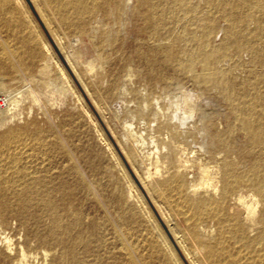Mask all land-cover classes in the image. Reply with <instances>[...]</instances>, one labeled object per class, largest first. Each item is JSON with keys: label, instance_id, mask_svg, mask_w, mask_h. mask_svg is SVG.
<instances>
[{"label": "bare ground", "instance_id": "bare-ground-1", "mask_svg": "<svg viewBox=\"0 0 264 264\" xmlns=\"http://www.w3.org/2000/svg\"><path fill=\"white\" fill-rule=\"evenodd\" d=\"M195 1L40 0L61 33L63 59L82 84L86 79L81 73L86 78L103 73L107 62L88 36L68 37L61 20L81 30L87 17L95 16L96 24L103 25L112 14L130 29L140 26L136 32L149 43L164 41L179 29L169 47L157 44L163 68L178 75L193 73L188 79L201 94L222 98L224 107L211 110L209 99L203 101L205 107L192 104L179 87L156 102L145 118L159 136L144 138L125 123L122 148L134 160L131 167L173 244L167 234L156 233V219L107 144L124 181L109 196L114 217L105 213L89 220L65 208L73 190L61 180L64 173L90 188L66 144L54 143L55 155L42 152L40 157L44 146L36 136L41 132L37 119L73 98L99 131L51 46L44 40L41 58L33 61L37 47L28 38L21 75L0 78V264H62L67 256L71 264H182L176 249L189 264H264V52L258 50L264 45V0ZM5 9L0 5L1 17ZM11 22L23 25L18 18ZM86 44L87 60L79 51ZM127 59H120L123 67L111 73L108 98L119 89L122 95L130 91L132 72L123 73ZM142 61L151 79L172 84L163 70L156 71V60L142 54Z\"/></svg>", "mask_w": 264, "mask_h": 264}, {"label": "rangeland", "instance_id": "rangeland-1", "mask_svg": "<svg viewBox=\"0 0 264 264\" xmlns=\"http://www.w3.org/2000/svg\"><path fill=\"white\" fill-rule=\"evenodd\" d=\"M194 2L196 1L194 0ZM200 4L202 7L201 2ZM0 5H6V9L3 13L4 17L0 16V70L4 69L0 71V78L7 81L12 77H19L21 75L20 68L24 61L28 60V56L25 55V44H27L28 38L31 39L37 47V50L31 55L33 61H37L41 58L42 43L44 40L47 41L56 59L67 69V72L72 77L73 83L82 97L84 105L92 119H95L94 121L99 131L98 133L94 131L89 118L81 113L82 111L79 104L76 100H73V98L68 100L65 105L54 109V112H49L48 114L44 113L37 119V129L41 132L36 136L42 139L40 140V145L45 147L46 144L49 143L47 145L48 148L43 147L40 149V157L42 152V156L45 154L49 155V153L53 155L55 153L52 144L57 142L63 145L66 144L65 147L67 146L66 148L69 149L70 155L72 157L74 156L73 161L76 160L74 163L78 169L80 168V172H83V174L81 172V175L90 188L86 190L78 186L77 180L75 181L73 175L64 173L61 176V180L66 181L70 192L73 190V192L69 194L66 202H64V206L67 205L65 208L69 210L70 207L71 213H81L84 219L89 220L93 218V220L102 219L105 217V213H109L111 217H114L115 213L109 202V196L114 186H118L120 189L124 187V181L115 163L112 161L107 147H105V144H107L114 150L116 157L123 164L126 172L147 203L152 216L156 219L159 229V232L156 230V233H161L162 235L167 234L166 236H168V239L171 241L163 224L162 216L160 217V212L157 211L156 206V208L154 207V203L148 192L140 185L138 176L135 174L136 170L134 167H131L133 166L132 164H135L134 160H132V158L130 159L131 156L122 148V145L126 143L125 123L128 121L132 125L131 132L138 135L141 134L144 138H149L152 135L154 137L160 135L159 132L157 133L151 130L150 122L148 119L145 120V118L149 117L148 112L154 109L155 103L164 99L170 90L175 91L177 88L182 87L189 94L190 103H198L204 107L208 104L206 107L211 110L216 111L224 107L222 98H219L220 96L217 97V95L212 94L209 98V96L207 97L203 93V96H201L202 94L200 93L199 86L190 78L188 79L193 73H189L190 75H178L177 72L171 69L169 71L163 68L162 62L159 59V53L162 49L158 47L157 44L164 43L163 47H169L178 35L179 29H174L172 33L173 35L175 34L174 36L171 34L174 38L171 35L163 38L167 40V42L164 40L166 44L164 41H155L154 43L151 42V44L146 42V37L144 35L142 36L140 32H136L139 30L140 26L136 25L135 27L133 24L131 25L132 30L127 22L124 23V19L122 21H115L114 15L112 14L103 25L96 24L97 20L95 16L87 17L81 30L69 28L65 25L64 21L61 20L62 30L68 37H75L76 35L88 36L100 50V54L103 57L102 60L107 62L106 70L103 73L94 75L91 78H86L84 73H81V77L84 80L86 79L84 84H82L74 77L65 63L62 57V46L58 41V37L61 33L52 23L50 13L46 12L40 0H0ZM8 13H13V15L6 16ZM12 17L20 19L23 25L17 26L12 22L10 23ZM123 24L125 25L123 26ZM223 24L221 20L220 23L218 22L220 26ZM93 27H98L96 32L92 31ZM221 36V33L217 36L216 43L220 41L219 39ZM156 40H159V38ZM169 42L170 44L167 45ZM88 46L89 45L86 44L79 49L86 60L90 59V49ZM140 46H142V49H140ZM263 46V44L258 46L260 52H264ZM181 48L183 49V44ZM142 54L149 60H156V71L158 69L163 70L165 78L168 82L171 80L172 84L166 85L165 83L163 84L162 81L161 83L156 79H151L142 61ZM125 56L128 59L125 64L126 66L124 65V69L122 68L123 73L131 71L134 76H132L133 79L131 80L132 85L130 84V91L126 95H122L119 89L113 97L108 98L106 94L110 87L111 73L123 67V65L121 66L120 59L122 60ZM174 74L176 75L174 76ZM237 74L240 76L246 75L242 72H237ZM199 96H201V98ZM206 98L209 99L208 101L210 102H205V104L203 101L206 100ZM146 109L148 111H146ZM184 111V108H182L181 112L183 113ZM50 141L52 143H50ZM125 152L128 155H125ZM56 160L58 161V159ZM60 160L61 159H59V164L61 165ZM130 162L132 164H130ZM71 177L73 179H71ZM90 191L92 193H90ZM85 192H88V194ZM142 213L139 211L138 216H142ZM13 223L14 227L15 222ZM176 250L178 256L182 254L179 256L182 264H189L183 253L179 251V249ZM57 253L58 252L55 254L58 255ZM70 258V256L65 257L64 259L67 260V262L63 259L62 264H71L72 258ZM68 259L70 262H68Z\"/></svg>", "mask_w": 264, "mask_h": 264}]
</instances>
